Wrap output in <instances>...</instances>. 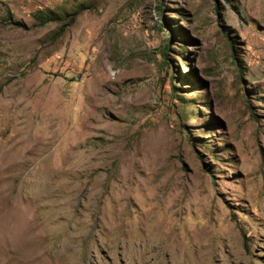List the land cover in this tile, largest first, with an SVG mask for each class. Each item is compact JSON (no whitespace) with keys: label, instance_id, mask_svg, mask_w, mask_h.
Instances as JSON below:
<instances>
[{"label":"rangeland","instance_id":"obj_1","mask_svg":"<svg viewBox=\"0 0 264 264\" xmlns=\"http://www.w3.org/2000/svg\"><path fill=\"white\" fill-rule=\"evenodd\" d=\"M0 264H264V0H0Z\"/></svg>","mask_w":264,"mask_h":264},{"label":"trees","instance_id":"obj_2","mask_svg":"<svg viewBox=\"0 0 264 264\" xmlns=\"http://www.w3.org/2000/svg\"><path fill=\"white\" fill-rule=\"evenodd\" d=\"M60 16H55L53 14H51L50 12H46L44 13V17L40 18L41 19V23H45V22H48V21H51V20H59ZM64 18H68V20L62 25V27L64 25H69L73 22V19H74V16L71 14V15H64ZM15 24H18V23H15ZM21 25V24H19Z\"/></svg>","mask_w":264,"mask_h":264}]
</instances>
